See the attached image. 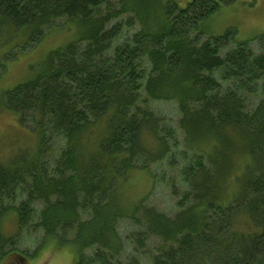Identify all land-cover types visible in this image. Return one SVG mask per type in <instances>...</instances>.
I'll use <instances>...</instances> for the list:
<instances>
[{
    "label": "trees",
    "instance_id": "16d2710c",
    "mask_svg": "<svg viewBox=\"0 0 264 264\" xmlns=\"http://www.w3.org/2000/svg\"><path fill=\"white\" fill-rule=\"evenodd\" d=\"M118 1L0 0V63L63 18L81 31L7 93V108L41 139L0 159V260L36 256L20 243L40 231L41 246H77V264H264V47L234 29L201 30L234 0ZM155 101L178 104L179 130ZM49 136L62 142L55 158ZM179 156L175 215L123 199L133 175L155 181L152 165L173 170ZM123 221L135 238L123 237Z\"/></svg>",
    "mask_w": 264,
    "mask_h": 264
},
{
    "label": "rangeland",
    "instance_id": "374dc122",
    "mask_svg": "<svg viewBox=\"0 0 264 264\" xmlns=\"http://www.w3.org/2000/svg\"><path fill=\"white\" fill-rule=\"evenodd\" d=\"M174 1L179 8H184L193 0ZM117 6H119V1L112 0L111 7ZM125 18L122 16L124 23ZM55 25V29L30 50L21 48L18 57L11 56L8 60L0 63V159L7 164L11 162L16 153L24 151L26 148L35 149L41 139L40 131L35 130L36 125L33 124L30 117L22 125L19 115L7 108V93H10L21 83L32 79L53 49L64 47L80 36V27L68 23L65 18L57 21ZM200 27L205 34L212 36L223 35L230 29H234L237 31L238 39L248 41L255 50L260 51L259 46L264 47V0H234L225 5L221 4L217 13L204 21ZM133 30L132 27H127L124 33L130 34ZM3 51L6 50L1 52ZM150 106L166 121H172L175 129L179 130L180 109L176 102L155 101ZM49 137L47 140L49 153L46 156L47 158H55L57 151L62 147V142L54 136ZM51 160L53 161V159ZM169 162L168 164L165 161L158 162V164L152 165L153 175L156 176L155 181L149 173L133 175V178L125 186L123 199L129 204L144 199L145 207L152 206L168 216L175 215L179 211L177 208L178 200L185 190V185L182 184L181 179H177L175 174L185 163L179 156L176 160L178 165L176 164V168L172 170ZM176 192L180 196H176ZM6 226L9 231L14 228L11 221L7 222ZM118 228L123 237L129 234L135 238L134 235H137V229L131 222H120ZM22 237L21 248H24L28 253L37 254L20 264H77L78 262L79 253L77 246L73 244L60 246L57 241L50 239L41 246L44 236L40 231L29 232ZM141 237H144V234ZM147 239L142 238V241L149 244ZM125 250L126 254H141H137L129 245ZM144 261L148 262L149 258L145 257ZM0 264H12V262L0 260Z\"/></svg>",
    "mask_w": 264,
    "mask_h": 264
},
{
    "label": "bare ground",
    "instance_id": "6f19581e",
    "mask_svg": "<svg viewBox=\"0 0 264 264\" xmlns=\"http://www.w3.org/2000/svg\"><path fill=\"white\" fill-rule=\"evenodd\" d=\"M206 96V95H205Z\"/></svg>",
    "mask_w": 264,
    "mask_h": 264
}]
</instances>
